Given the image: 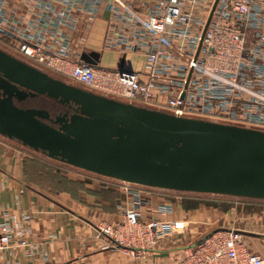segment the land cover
Here are the masks:
<instances>
[{"label":"built area","instance_id":"2783aa9c","mask_svg":"<svg viewBox=\"0 0 264 264\" xmlns=\"http://www.w3.org/2000/svg\"><path fill=\"white\" fill-rule=\"evenodd\" d=\"M102 2L25 0L36 20L24 26L9 1L0 0V41L99 94L264 130V0H105L110 17L104 48L144 54L142 71L90 64L74 54L70 32L82 19L94 20ZM129 193L123 220L101 221L97 236L141 264H264V254L249 241L264 233L220 227L187 241V224L165 217L172 203L162 202L152 215L146 210L150 198L140 190ZM0 216V251L21 246L37 260L48 259L34 249L18 216L7 209ZM165 252L166 259L157 258Z\"/></svg>","mask_w":264,"mask_h":264},{"label":"water","instance_id":"95a60500","mask_svg":"<svg viewBox=\"0 0 264 264\" xmlns=\"http://www.w3.org/2000/svg\"><path fill=\"white\" fill-rule=\"evenodd\" d=\"M100 52L81 59L97 64ZM124 65V59L122 66ZM45 97L64 107L23 106ZM0 134L108 177L264 199V130L180 117L57 78L0 48Z\"/></svg>","mask_w":264,"mask_h":264},{"label":"crops","instance_id":"0c3cea01","mask_svg":"<svg viewBox=\"0 0 264 264\" xmlns=\"http://www.w3.org/2000/svg\"><path fill=\"white\" fill-rule=\"evenodd\" d=\"M8 1V8L15 10L27 23L24 26L36 20V15L29 12L25 0ZM109 17L103 0L94 20H81L79 29L70 32L74 54L81 56L83 52L98 51L101 54L100 62L104 65L122 66L124 59L126 67L144 70V54L134 52L123 56L104 48ZM110 54L118 58L117 63L106 61V55ZM48 158L46 154L0 134V209H7L18 216L29 231L34 249L45 252L48 257L46 260H37L31 253H26L25 248L18 246L1 250L0 264H141L133 256L112 248L105 238L98 237L97 226L101 221L123 220L124 208L130 197L129 190H140L144 198L152 200L153 204L146 210H150L153 215L156 206L165 201H157L151 190H146L152 186L98 173V178H81L77 173L65 174L48 167L52 165H49ZM95 180H98L97 184ZM134 184L139 186L133 187ZM182 210H176L173 205L172 214L165 217L188 226V212L191 210ZM253 238L260 242L258 248L261 250L264 246L261 239L264 238ZM167 257L157 256L160 260Z\"/></svg>","mask_w":264,"mask_h":264},{"label":"rangeland","instance_id":"374dc122","mask_svg":"<svg viewBox=\"0 0 264 264\" xmlns=\"http://www.w3.org/2000/svg\"><path fill=\"white\" fill-rule=\"evenodd\" d=\"M2 43L3 44H0V48L18 57L21 56L17 53V51H15V49L6 45V41ZM105 59L110 63H117L118 61V58L114 56V54H110L108 56L106 55ZM49 72L53 76L59 77L55 72ZM63 80L79 87L85 88L81 83L70 78L64 77ZM30 103L32 105L41 107H51V105H53V102L45 97L32 99ZM134 103L143 106V104L139 101H134ZM211 121L231 124V122L220 119ZM47 160L49 162V165L52 164L48 167L52 168L53 170H57L58 172H63L65 174L73 173V175L77 173V175L81 178L99 177L96 175V173L88 172L84 169L66 164L64 162H60L58 160H54L51 158H48ZM95 183L97 184L98 180H95ZM132 186L138 187L139 185L134 184ZM146 190H151L152 196L157 201L163 200L172 202L176 210H191V212H188V218H190L189 225L184 235L187 238V241H194L220 227L238 226L264 233V199H252L249 197H240L234 195L179 191L160 187H151L150 189L146 188ZM185 200H187L191 204L193 203L192 205L196 204V206L187 208L186 206H184ZM170 240L174 241L173 238H170ZM249 241L254 244L256 249L262 252L264 246H262V249L260 250L258 248V244L260 243L259 241H256L253 237H250ZM261 242L264 244V239H261ZM262 254L264 253L262 252ZM168 255L169 253L165 252V254L158 256L166 257Z\"/></svg>","mask_w":264,"mask_h":264},{"label":"trees","instance_id":"16d2710c","mask_svg":"<svg viewBox=\"0 0 264 264\" xmlns=\"http://www.w3.org/2000/svg\"><path fill=\"white\" fill-rule=\"evenodd\" d=\"M3 41H0V44H3L2 43ZM5 48H6V46H5ZM19 54V53H18ZM19 55H21V54H19ZM20 58H24V59H26V60H28L29 62H31L32 64L34 63L33 61H31V60H29V59H27L26 57H24V56H20ZM35 64V63H34ZM37 65V64H36ZM39 67H41L43 70H45V71H47V70H49V71H53V70H50V69H48V68H46V67H44V66H40V65H38ZM49 71H47L48 73H50ZM53 72H55V71H53ZM56 74H58V76L59 77H57V78H60V79H62L63 80V78L64 77H67V76H65V75H62V74H60V73H57V72H55ZM51 74V73H50ZM52 75V74H51ZM63 77V78H62ZM67 78H69V77H67ZM252 199H256V198H252ZM193 204V203H192ZM190 202H188L187 200H185L184 201V206H186L187 208H191V207H195L196 206V204H194V205H192Z\"/></svg>","mask_w":264,"mask_h":264},{"label":"flooded vegetation","instance_id":"af4514ba","mask_svg":"<svg viewBox=\"0 0 264 264\" xmlns=\"http://www.w3.org/2000/svg\"><path fill=\"white\" fill-rule=\"evenodd\" d=\"M33 98H28L27 100H25V101H23V102H20V105H23V106H35V107H37L36 105H32L31 103H30V101L32 100ZM53 102V101H52ZM47 107V106H46ZM50 110H51V112H52V114H54V113H58L59 111H61L62 109H64V107H62V106H60L58 103H56V102H53V105H51V107L49 106L48 107Z\"/></svg>","mask_w":264,"mask_h":264}]
</instances>
